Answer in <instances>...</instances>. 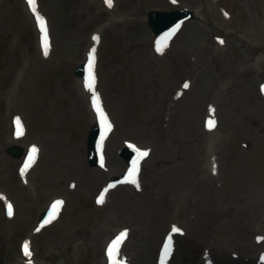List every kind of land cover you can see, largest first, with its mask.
Segmentation results:
<instances>
[{
    "label": "rangeland",
    "instance_id": "obj_1",
    "mask_svg": "<svg viewBox=\"0 0 264 264\" xmlns=\"http://www.w3.org/2000/svg\"><path fill=\"white\" fill-rule=\"evenodd\" d=\"M180 8L199 14L158 43L147 12ZM36 10L47 41L27 0H0V264H111L110 249L121 264H163L174 226L168 264L205 253L260 263L264 0H36ZM88 58L110 125L101 169L86 141L105 124L73 74ZM126 143L148 153L139 187L109 189ZM13 145L19 158L5 153Z\"/></svg>",
    "mask_w": 264,
    "mask_h": 264
},
{
    "label": "water",
    "instance_id": "obj_2",
    "mask_svg": "<svg viewBox=\"0 0 264 264\" xmlns=\"http://www.w3.org/2000/svg\"><path fill=\"white\" fill-rule=\"evenodd\" d=\"M194 15L192 12L189 11H173V12H159V11H152L148 13V26L152 33L155 36L164 35L175 27H177L180 23L193 19ZM76 76H84V69L83 66H79L75 71ZM97 136L96 128L93 129L91 135L88 140L89 145V156L91 164H93L94 160V141ZM8 152L12 155H19V149H10ZM124 152V158L129 161L131 158V153L127 151Z\"/></svg>",
    "mask_w": 264,
    "mask_h": 264
},
{
    "label": "snow or ice",
    "instance_id": "obj_3",
    "mask_svg": "<svg viewBox=\"0 0 264 264\" xmlns=\"http://www.w3.org/2000/svg\"><path fill=\"white\" fill-rule=\"evenodd\" d=\"M27 2L31 6L33 13L36 14L37 20L40 22V25H41V31L45 32V41H47L45 22H44L43 17H41L39 15V13L37 12V10H36V0H27ZM106 3L109 6H111L112 0H106ZM96 39H98V37ZM157 51H162V48H161V46L159 44H158V47H157ZM46 54H47V46H46ZM91 69H92V65L90 64L89 65V79H88V82H87L86 86L88 87L89 90L93 91V96L96 97V99L94 100V104H95V106L97 108V111L100 112L102 121L104 122L105 128L107 130L108 128H110V125L107 123L106 117H104L103 112L100 110L99 99L96 96V93H95L94 87H93L95 81H94V76L92 75ZM185 87H187V85H185ZM17 123L19 124V120H17ZM212 126H214V121L213 122H209V127H212ZM36 151L37 150L34 147L33 150H32L33 155H31L29 157V162L30 163L34 159V154H35ZM137 151L139 152L140 150L137 149ZM140 154H141V156H146L148 153H147V151H144V152H141ZM136 163L138 165V162H136ZM26 167H27V165H26ZM138 172H139L138 166H134L132 171L129 173L128 178L125 180V182L132 183V184L136 185V187L138 188L139 187V183H138V180H137ZM111 187H114V185H112ZM99 202L103 203V196H101ZM56 203L57 204H62L63 202L62 201H57ZM9 215H11V206L10 205H9ZM173 231L174 232H180L181 229L176 228L174 226L173 227ZM114 248H115V246H114ZM170 250H171V238H169V243H168V245L165 248V256H167L170 253ZM24 251H25L26 255L29 254V248H28L27 242L24 245ZM108 254H109V258H110L112 264H121V262L116 259V252L113 249H110Z\"/></svg>",
    "mask_w": 264,
    "mask_h": 264
},
{
    "label": "bare ground",
    "instance_id": "obj_4",
    "mask_svg": "<svg viewBox=\"0 0 264 264\" xmlns=\"http://www.w3.org/2000/svg\"><path fill=\"white\" fill-rule=\"evenodd\" d=\"M132 147H134V146H132ZM136 150L138 149V148H136V147H134ZM140 150V149H139ZM141 152H143L142 150H140ZM173 234H175L174 232H172ZM176 240V239H175ZM175 240H172V246H171V250L170 251H173L174 250V246H175V244H174V242H175ZM203 258L205 259V258H207V256H203ZM256 260L255 259H250V260H244V261H242V263L241 264H256ZM191 264H196V260L194 259L192 262H191Z\"/></svg>",
    "mask_w": 264,
    "mask_h": 264
}]
</instances>
